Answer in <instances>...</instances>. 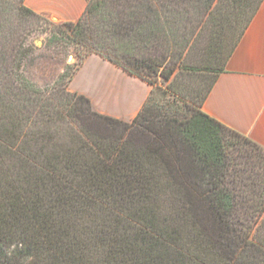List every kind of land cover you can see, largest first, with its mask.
I'll return each instance as SVG.
<instances>
[{"label": "trees", "instance_id": "obj_1", "mask_svg": "<svg viewBox=\"0 0 264 264\" xmlns=\"http://www.w3.org/2000/svg\"><path fill=\"white\" fill-rule=\"evenodd\" d=\"M114 1L88 0L77 22L61 24L73 30L87 55L96 54L152 87L149 96L123 123L91 112L85 96L69 94L73 104L67 115L121 134L107 144L88 136L86 146L65 150L49 147L48 131L38 126L54 123L49 115L19 147L12 130L16 124L7 116L10 106L0 98V264H88L72 242L68 222L56 225L38 200L26 211L16 207L14 182L44 172L60 173L68 185L98 190L105 178L114 179L154 200L127 217L126 224L141 227L134 264H264V168L245 158L264 157V149L202 112L262 0ZM18 2L24 12L36 15L24 0ZM207 25L214 28V40L199 70L185 64L186 50ZM7 61L0 53L4 94L13 92L9 73L1 69ZM182 71L204 78L188 96L172 86ZM158 76L168 82L165 88L155 86ZM83 160L100 167L90 169Z\"/></svg>", "mask_w": 264, "mask_h": 264}, {"label": "rangeland", "instance_id": "obj_2", "mask_svg": "<svg viewBox=\"0 0 264 264\" xmlns=\"http://www.w3.org/2000/svg\"><path fill=\"white\" fill-rule=\"evenodd\" d=\"M111 2L113 4L115 1ZM72 31L45 16L24 12L18 0H0V53L8 59L1 69L6 68L5 71L9 73L8 85L13 91L6 95L3 93L5 88L0 86V98L10 106L7 116L16 124V128L11 129L18 137L16 144L19 147L24 145V141L32 139L38 122L45 115L55 122L38 126L41 131H48V136L44 134L45 140H49V147L56 146L57 150L88 144V136L107 144L121 134L119 129L112 132L110 128H104L100 123L94 124L88 118L67 115L73 104L68 95L75 93L69 90V83L89 53L84 45L75 42ZM213 33L214 28L207 25L203 33L188 46L185 64L199 70L204 68L210 57L208 49L214 40ZM74 69L76 71L68 81ZM125 74L129 79L121 82L117 94L111 93L112 86L104 85L102 80L99 84L95 82L90 88L94 92V103L89 100L91 112L123 123H129L136 116L152 87ZM202 78L203 74L191 75L182 71L172 86L181 95L188 96L190 89L196 87ZM167 84L162 77L155 78V86L165 88ZM146 93V99L141 102ZM249 157H245L247 163L256 164V168L262 171L264 157L257 154ZM81 164L90 169L100 167L94 160H83ZM36 175L38 177H30L26 181L5 180L14 182L19 191L16 200L18 209L26 211L38 200L42 211L49 214L56 225H60L61 220L68 222L72 242L80 252L86 254L88 264H134L133 253L137 249L135 239L141 227L126 224L127 217L144 211L154 203L153 199H147L110 178H105L101 183L99 178L101 188L98 190L77 183L68 185L60 173ZM261 236L264 240V226Z\"/></svg>", "mask_w": 264, "mask_h": 264}, {"label": "crops", "instance_id": "obj_3", "mask_svg": "<svg viewBox=\"0 0 264 264\" xmlns=\"http://www.w3.org/2000/svg\"><path fill=\"white\" fill-rule=\"evenodd\" d=\"M87 2L24 0V6L55 22L74 23L82 17ZM127 77L121 69L92 54L83 59L69 90L94 103V92L90 90L94 84L102 80L104 85L112 86L111 93L117 94V88ZM146 97L147 93L140 101ZM202 112L264 149V0L214 82Z\"/></svg>", "mask_w": 264, "mask_h": 264}]
</instances>
